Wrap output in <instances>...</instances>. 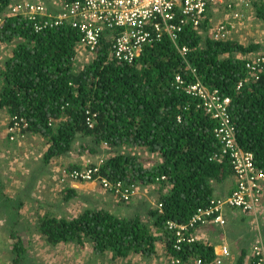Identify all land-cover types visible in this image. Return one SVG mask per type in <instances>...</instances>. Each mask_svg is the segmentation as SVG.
Returning <instances> with one entry per match:
<instances>
[{
  "label": "trees",
  "instance_id": "trees-1",
  "mask_svg": "<svg viewBox=\"0 0 264 264\" xmlns=\"http://www.w3.org/2000/svg\"><path fill=\"white\" fill-rule=\"evenodd\" d=\"M18 1L22 0H0V16L5 17L0 42L11 52L1 71L0 111L24 117L28 134L46 138L48 148L42 166L50 168L55 159L68 155L76 144L79 156H92L104 151L105 143L112 154L102 174L112 182L155 186L154 193L163 204L161 209H154L145 196L141 200L146 203H137L138 211L126 216L89 206L77 215L46 211L36 221L45 241L81 247L90 243L93 256H111L114 263L132 253L154 257L158 243L163 241L167 259L177 256L180 264H185L200 258L204 264L212 263L215 242L199 240L178 251L167 222L189 225L186 234L197 230L189 224L192 217L199 208L210 207L215 198L231 193L224 195L218 190L227 184L234 170L230 156L223 154L215 138L217 121L200 107L196 97L175 87V77L180 75L187 83L200 80L231 98L229 112L238 143L251 151L257 166L264 169V66L255 77L247 68L246 57L263 51L262 45L217 42L205 27L202 34L187 29L178 44L165 38L147 45L136 61L126 62L111 57L112 42L105 36L94 58L76 71L82 38L79 31L68 24L44 26L46 17L27 20L9 15L7 8ZM32 1H41L49 10H56L51 0ZM254 8L256 17L264 20V2L254 3ZM185 45L190 50L183 56L180 47ZM87 111L96 114L93 127L87 124ZM87 135L91 142H82ZM130 145L160 153L162 162L156 164L126 151ZM215 155H220L219 159ZM150 162L152 165H148ZM40 174L41 170L32 171L19 198L29 193ZM4 191L0 179V208L11 213L14 209L18 221L24 198L15 203ZM61 194L64 203L82 197L77 189L68 186ZM238 229L233 233L240 245L236 264H246L248 244L251 242L252 247L258 234ZM27 236L13 227L10 264H30ZM252 260L251 264H255ZM227 261L231 263L232 259Z\"/></svg>",
  "mask_w": 264,
  "mask_h": 264
},
{
  "label": "built area",
  "instance_id": "built-area-1",
  "mask_svg": "<svg viewBox=\"0 0 264 264\" xmlns=\"http://www.w3.org/2000/svg\"><path fill=\"white\" fill-rule=\"evenodd\" d=\"M264 0H51L56 10H49L41 1L22 0L7 8L8 14L21 16L27 20L46 17L44 26L68 24L81 34L79 43L93 58L102 39L107 36L112 42L110 55L118 61L133 62L141 55L147 45H152L165 38L178 44L187 29L208 34L216 41H238L243 36L244 25L249 24L250 12L255 10L254 3ZM257 18V17H256ZM5 21L0 16V27ZM42 27H38L41 29ZM117 30V31H116ZM241 43V42H240ZM188 46H181L183 56L189 54ZM249 56V55H248ZM247 59V68L253 76L263 70L264 53ZM178 84H185L180 77ZM241 86V83L239 84ZM187 91L193 93L201 102L208 115L217 121L214 128L215 138L220 142L223 154H228L234 170L235 184L225 198H215L210 207L199 208L192 217L190 226L197 229L201 225L214 223L226 225V209L240 210L242 213L264 217V169L257 166L254 154L243 149L237 140L236 128L229 112L231 98L218 89H209L197 81L187 85ZM96 114L87 111V124L95 125ZM28 122L24 117L14 116L10 123V139L18 135L25 137ZM220 155L214 158L219 159ZM57 182L97 181L104 190L112 193L118 201L131 202L139 193V185L112 182L100 173V165H84L79 168H61ZM165 178V177H163ZM162 202L157 208H162ZM168 230L174 236V246L181 251L184 245L200 240L194 230L186 234L189 225H179L168 221ZM260 240V241H259ZM253 245L255 264H264V241L259 239ZM183 251V250H182ZM215 260L210 264H227L232 259L231 247L219 244L215 247ZM179 257L171 258V264H180ZM195 264H204L202 259H195Z\"/></svg>",
  "mask_w": 264,
  "mask_h": 264
},
{
  "label": "rangeland",
  "instance_id": "rangeland-1",
  "mask_svg": "<svg viewBox=\"0 0 264 264\" xmlns=\"http://www.w3.org/2000/svg\"><path fill=\"white\" fill-rule=\"evenodd\" d=\"M250 15L252 19L250 20L249 24L244 25L243 36L240 38V42L244 45H250L252 43L261 44L263 51L256 53L257 55H259L264 52V20H259L258 18H256L255 10L251 11ZM78 50L79 52H82L81 48ZM83 52L80 53L79 58H77L76 71L80 70L86 63L90 62L92 59L88 57L85 49L83 50ZM10 53V47L6 46L5 43L0 42V90L2 83L1 71L3 70L5 61L9 58L8 56L10 55ZM253 55L255 56V54L252 53L249 56L246 55V57L248 56L249 58ZM239 57H245V55L239 54ZM12 118L13 117H11L6 110L0 111V121L1 119H5L7 121L6 127L9 135L10 123ZM30 134L31 133L28 134L25 131L26 136L23 138H21L22 136L18 135L19 137H16L14 140L8 139L10 145L8 144L7 147H3V144L0 141V150H2L0 151V179L3 181V183L6 182L5 185L8 186L9 184H12L10 182L16 181V184L14 183V185H16L14 191H16L17 189L20 191V187H22L23 190L25 189V185L29 182L28 179H31L30 175L32 171L34 169L42 171V174L38 176L35 183L31 185L30 189H28L29 193H27L26 196L19 198V195H17V193L13 195L9 194L10 189H7V186L5 187L4 192H7L9 195H11V198L13 197V199H15V203H19L24 198L25 205L21 208V212L24 217L21 215V218L19 217L18 221L17 218L14 217V209H12L11 213L7 209L4 210L0 208V264H10V261L13 258L11 251L14 241L12 238L13 227H16L17 229L19 228L21 230V234H28L27 239H25V244L30 249L28 257L30 264H119L118 262L120 258H118L117 263H114L111 256L98 258L93 256V254H91L89 251L87 252L86 248H79L75 244L60 243L56 246H50L45 241L44 236L37 230V218L45 214L46 211H65L77 215L81 214L82 210L77 204L79 202H73V200L68 203L63 202L61 194L63 187L57 182L56 183L58 185L54 184L55 181L53 179V174L57 173L56 168L58 171L61 168L69 167L70 169L71 167L69 165L73 163L75 164V162H72L71 164L66 163L64 162L66 158L60 157L59 159H55L52 162L50 168L49 166H42L41 161L45 151L48 148L46 138L41 135ZM82 140V142L90 143L92 138H90V135H87L83 137ZM15 142L17 144L16 149L14 150V145H11ZM18 142H20V144H18ZM103 149L104 151L99 153L100 156L109 157L112 154L110 148L106 149L103 147ZM125 150L136 153L144 158H150L154 160L152 161L153 163H156L157 160L162 161V156L160 153H152L146 149H142L132 145L125 147ZM79 151V144H76L75 148L70 152L71 154L68 155L72 156L74 154H78ZM152 162H150L148 165H151ZM73 166L74 165H72V167ZM66 184H68V182ZM154 187H150L152 189L150 191L148 187L139 184V193L136 199L128 203L121 201L116 202L124 209L122 210L124 212L123 215L126 216L132 214L135 209L138 211L139 208L136 204L146 203L144 200H141L145 196L148 197L149 205H151L152 208L156 209V200L158 199V195L154 193ZM228 189L229 188L225 184L221 189L218 190V192L220 194L228 195L231 192L230 190V192L227 193ZM81 199L83 200V196L81 197ZM108 200V205H114L112 199L109 198ZM88 205H91V203H88ZM2 208L5 207L2 206ZM246 216H248L250 219V232H256V229H258V227L260 228V230H262V224L261 222L259 223V218L264 219L262 215H258L259 218L257 219L253 215L247 214ZM225 218H227L226 214ZM226 223L227 225L224 227V229L228 231L227 235H229L228 243L229 246H231V254L233 255L232 264H236L238 254L240 252V245L238 244V241L236 242V240H234V227L232 225H229V220L227 221V219ZM238 227L242 228L240 227V225ZM255 237L258 241V235H255ZM262 241L264 240L262 239ZM88 244L90 245V243ZM252 252L253 246L251 247V253ZM153 259L154 264H170L167 260L163 241L158 243V252L156 255H154V257H149L148 259L143 258L141 260L140 258H138L130 264H148V262ZM88 260L90 261V263H87ZM192 262L194 261H191V263Z\"/></svg>",
  "mask_w": 264,
  "mask_h": 264
},
{
  "label": "crops",
  "instance_id": "crops-1",
  "mask_svg": "<svg viewBox=\"0 0 264 264\" xmlns=\"http://www.w3.org/2000/svg\"><path fill=\"white\" fill-rule=\"evenodd\" d=\"M80 48L82 49V52H83V50H84L83 46H81L79 44V49ZM82 52H79V54L82 53ZM79 54H78L77 58H79ZM6 125H7V121L5 119H3V120L1 119L0 128H2V129H0V141L3 144V147H7L8 144H9V142H8L9 132L7 130ZM16 144L17 143L15 142L14 144L11 145V146L14 145V148H13L14 150L16 149ZM18 144H20V142H18ZM0 151H2V150H0ZM69 154H71V153H69ZM64 158H66L64 160V162H66V163H70L71 164L72 162H75V164L73 163V164L69 165L70 167H72V165L80 166L81 164H86L89 159H95L96 155L79 156L78 154H74L72 156L66 155V156H64ZM161 162L162 161H158L157 160L156 164L157 163H161ZM10 183H12V184H9L7 186V185H5L6 182H4L5 187L7 186V189H10L9 194L13 195V194L17 193V195H18L19 192L22 190V187H20V191L18 189L16 191H14L15 186H16V185H14V183L16 184V181H13V182H10ZM54 184H57V183L54 182ZM234 184H235V177L233 175L227 181L226 185L229 188L227 193L230 192V190H231V188H233ZM68 185H69V187L77 189L78 192L80 194H82L83 200L82 199L73 200V202H79L77 204L80 207V209L82 210V212L85 210V208L87 206H90V207L99 208V209L100 208L107 209V210L112 211L114 213H117V214L121 213L123 215L124 212L122 210H124V209L122 208L121 205L116 203V202H119V201H117V198L112 193H110L109 191L104 190L100 186L99 182H97V181H90V182H88V181H78V182L77 181H72ZM146 187H148L150 191L152 190L149 186H146ZM10 197H11V195H10ZM109 198L112 199L114 205H112V204L108 205V203H109L108 199ZM147 199H148V197H147ZM88 203H91V205H88ZM24 205H25V203H24ZM116 211H120V212H116ZM227 212H228V215H227ZM225 214L227 216V218H226L227 221L229 220V225H232L234 227V231L237 228H239L238 226L240 225V227H242V228H239L238 230H241V231H244V232H248L249 234H252L250 232V230H251V226H250V222H249L250 219H249L248 216H246L247 214H243L240 210H233V209L232 210L231 209H228V210L226 209ZM21 215L23 216L22 212H21ZM259 215H262V214H259ZM237 216H239L240 218L237 217ZM257 218H259V216H257L256 219ZM260 222L262 224V230H260V228L258 227V229H256V232L258 234V238L264 240V219L263 218H259V223ZM226 225H227V223H226ZM225 226L221 227V226L217 225L215 227H213V226L211 227L210 224H207V226H203V227L197 228L196 231L201 237L200 240H204L205 242H210V241L211 242H215L216 243L215 247H218L219 244H225V243L227 244L228 243L229 235H227L228 231L224 229ZM217 227H219V229L222 230V232H220V233L217 232L218 231ZM236 242H237V240H236ZM228 245H229V243H228ZM78 247L81 248L80 246H78ZM84 248L87 249V252L89 251L90 253H92V250H91L92 245L91 244L90 245L87 244ZM247 249H248V255H247L245 263L246 264H251V262L253 261L252 259H254L253 255L251 253V242H250V245L248 244ZM138 258H140V260L143 259V257L140 254L132 253L130 256L125 258V260L120 258L118 263L121 264L123 262L122 264H128V263L130 264L135 259H138ZM145 259H148V258H145ZM89 260H90V258H89ZM89 260L87 261V263H90ZM148 264H154V259L150 260L148 262ZM185 264H195V263L194 262H192V263L188 262V263H185Z\"/></svg>",
  "mask_w": 264,
  "mask_h": 264
},
{
  "label": "clouds",
  "instance_id": "clouds-1",
  "mask_svg": "<svg viewBox=\"0 0 264 264\" xmlns=\"http://www.w3.org/2000/svg\"><path fill=\"white\" fill-rule=\"evenodd\" d=\"M203 33V32H202ZM202 33H200V34H202ZM209 35V34H208ZM209 37H210V35H209ZM211 38V37H210ZM212 39V38H211ZM213 40V39H212ZM214 41H216V40H214ZM217 42H224V41H217ZM240 43V42H239ZM242 44V43H241ZM244 45V44H243ZM250 55V54H249ZM238 56H239V54H238ZM94 58V57H93ZM92 58V59H93ZM91 59V60H92ZM76 60H77V58H76ZM186 60H188V58H186ZM188 62V68L195 74L196 73V70L193 68V66L191 65V63L189 62V61H187ZM83 68V67H82ZM79 71V70H78ZM178 77H180L182 80H184L185 81V84H178L179 82H178V80H177V78ZM197 81H200V80H197ZM196 81V82H197ZM201 82V81H200ZM195 83V82H194ZM203 83V82H202ZM188 84H191V83H187L186 82V80L182 77V76H180V75H178V76H176L175 77V87L177 88V89H179V90H182V91H184L186 94H188V95H190V96H193V97H195L194 95H193V93H190V92H188L187 91V85ZM205 86H207L209 89H212V90H214V89H218V88H212V87H210V86H208V85H206L205 83H203ZM219 90V89H218ZM220 91V90H219ZM221 92V91H220ZM197 100H199L198 98H196ZM199 104H200V107H202V105H201V102H200V100H199ZM203 108V107H202ZM203 110H204V108H203ZM205 111V110H204ZM206 112V111H205ZM9 139H10V135H9ZM103 147L104 148H107V145L105 144V143H103ZM107 158L108 157H104V156H100V154L98 155V156H96V158L95 159H89L88 161H87V163L86 164H81L80 166H76V167H71L70 169H74V168H79V167H82V166H84V165H100V173L102 174V167H103V165L105 164V162H106V160H107ZM67 169H69V167H67ZM56 172L57 173H55V174H53V179H54V181L55 182H57V175H58V170H57V168H56ZM103 175V174H102ZM104 176V175H103ZM51 177H52V175H51ZM107 178V177H106ZM108 179V178H107ZM164 179H166V178H164ZM70 182H72V181H69L68 182V184L70 183ZM78 182V181H77ZM88 182H90V181H88ZM58 183V182H57ZM59 184V183H58ZM65 184L66 183H64V184H59V185H61L62 187H63V189L65 188V187H69V185L68 184H66V186H65ZM139 185V184H138ZM141 185V184H140ZM101 186V185H100ZM145 186V185H144ZM169 187H170V185H168V187H167V189H166V192L168 191V189H169ZM62 189V190H63ZM62 192V191H61ZM157 202H156V206H158V203H159V200L157 199L156 200ZM156 209H158V208H156ZM200 227H202V225L201 226H199L198 228H200ZM49 244V243H48ZM71 244V243H70ZM88 244V243H87ZM86 244V245H87ZM50 246H56V245H53V244H49ZM85 245V246H86ZM84 246V247H85ZM81 247V246H80ZM84 247H81V248H84ZM215 250V249H214ZM168 260V262L171 264V258H168L167 259ZM228 264H231V263H228Z\"/></svg>",
  "mask_w": 264,
  "mask_h": 264
}]
</instances>
